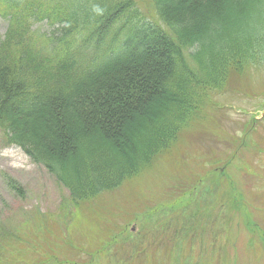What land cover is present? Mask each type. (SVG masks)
Wrapping results in <instances>:
<instances>
[{
	"label": "trees",
	"instance_id": "1",
	"mask_svg": "<svg viewBox=\"0 0 264 264\" xmlns=\"http://www.w3.org/2000/svg\"><path fill=\"white\" fill-rule=\"evenodd\" d=\"M94 1L98 6L88 9L91 0H0L7 22L0 36V130L7 144L69 189L76 207L97 196L113 202L114 219H127L116 226L128 231L132 218L159 211L168 197L139 190L111 199L107 193L170 148L177 132L172 118L194 120L191 108L207 104L201 83L219 90L230 70L264 63V0H151L154 18L137 0ZM173 161L166 177L171 189L193 181L192 189L210 174ZM80 212L78 237L62 212L60 229H8L15 244L11 255L0 244V264L93 261L119 230L102 232L97 244L94 224L107 209L87 205Z\"/></svg>",
	"mask_w": 264,
	"mask_h": 264
},
{
	"label": "rangeland",
	"instance_id": "2",
	"mask_svg": "<svg viewBox=\"0 0 264 264\" xmlns=\"http://www.w3.org/2000/svg\"><path fill=\"white\" fill-rule=\"evenodd\" d=\"M151 4V0H137L148 17L154 14ZM87 6L91 9L98 4L91 0ZM42 25L40 29L45 28ZM6 27L7 22L0 18V36ZM222 80L219 90L201 83L207 102L198 111L201 116L189 124L172 118L170 125L177 132L170 148L155 155L149 166L127 179L120 189L107 193L106 198L110 195L111 199L139 190L143 195L168 197L159 211L132 218L130 233L127 227L116 226L118 220L127 219H120L121 214L114 219L113 202L108 204L97 196L89 200L90 204L80 202L76 207L69 189L20 147L7 144L0 130V227L5 229L0 244L5 246L1 248L4 253L11 255L15 244L8 229L25 224L35 230L60 229V212L65 213L64 220L74 224L71 230L75 227L74 237H78L77 225H84L83 217L77 215H83L80 210L88 205L93 211L107 209L103 220L94 224L99 230L95 242L103 237L102 232L119 230L104 252L88 264H264V241L260 237L264 235V185L259 183L264 173V63L230 70ZM175 157L184 163L186 171L188 167L210 170L209 179H202L192 189L193 181L184 190L180 186L171 189L167 168ZM172 166L176 167L174 161ZM183 191L187 194L175 203ZM74 260L76 256L71 258Z\"/></svg>",
	"mask_w": 264,
	"mask_h": 264
}]
</instances>
